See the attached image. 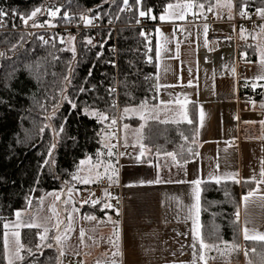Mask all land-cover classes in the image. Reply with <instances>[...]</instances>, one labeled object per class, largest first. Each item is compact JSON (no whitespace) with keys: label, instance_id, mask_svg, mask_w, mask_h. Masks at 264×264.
<instances>
[{"label":"trees","instance_id":"1","mask_svg":"<svg viewBox=\"0 0 264 264\" xmlns=\"http://www.w3.org/2000/svg\"><path fill=\"white\" fill-rule=\"evenodd\" d=\"M179 1H192L197 7L204 4V8L199 7L202 10L212 8L216 2L141 0L137 5L136 0H129V16L126 9L120 10L124 7L123 0H0V10L7 13L0 19L11 26L14 14L16 25H25L21 17L26 18L36 7H41L44 14L34 19L44 26L49 21L52 25L69 22L64 18L65 13L76 23L85 21L80 18L83 15L92 21L99 17L101 21L114 20L121 24L117 29V72L122 124L125 108L157 101L154 27L152 33L147 34L144 27L133 25L140 19L139 11L152 7L150 13L156 17L153 19L156 24L167 5ZM56 8L60 12L56 17H50L47 9ZM237 8L256 12L257 8H264V0H237ZM150 13L142 18L151 19ZM31 23L29 21V25ZM98 32L99 41L88 44L94 30H78L72 34L69 45L58 33L45 39L44 31H0V264H8L3 241L4 224L15 218L17 210L38 208L43 196L53 189L71 185L83 187L72 179L73 175L80 173L81 160L91 158L98 162L104 159L113 167L118 165L116 146L104 140V134L112 132L110 119L101 122L92 115L94 111L106 115L116 110L113 103L115 92L109 88L115 82L116 72L111 65L114 58L109 50L114 32L112 28L99 29ZM40 37L48 43L45 44ZM255 98L264 100V84L255 92ZM69 101L76 104L75 109ZM189 111L191 124L187 121L161 123L160 120H150L143 130L144 144L157 153H175L179 162L195 158L196 103L189 105ZM61 126L63 131L59 132ZM53 144L55 148H52ZM113 145V155L108 156L109 147ZM252 187V183L233 181L201 183V238L222 247H225L224 242L236 245L238 254L242 247L245 264H264V240H244L240 217L234 222L241 195ZM105 203L108 202L102 200L84 205L102 216ZM42 231L43 228L20 230L24 245L21 255L25 259L14 264H59L60 254L56 248L42 246L37 249V244L41 243L38 233ZM49 238L44 245L52 242ZM243 247L247 250L243 251ZM27 249L35 255H29Z\"/></svg>","mask_w":264,"mask_h":264},{"label":"crops","instance_id":"2","mask_svg":"<svg viewBox=\"0 0 264 264\" xmlns=\"http://www.w3.org/2000/svg\"><path fill=\"white\" fill-rule=\"evenodd\" d=\"M192 5L184 13V20L170 22L175 27L176 34L174 39L171 35L169 41L178 45L177 49L171 51L172 58L165 59L157 55L160 32H156V29L166 24L157 18L158 22L154 26L157 101L143 102L135 106L144 105L143 111L150 116L147 123L154 120L152 117H157L156 120L160 121L180 122L187 121L183 118L185 111L189 119V105L196 103L197 154L192 160L179 162L167 153L154 152L143 142V128L140 142L146 146V151L144 156H140L133 163L139 168L147 167L150 172L145 178L139 176L135 170L131 177L123 172L121 177L118 176L127 193L121 211L115 212L111 206L104 207L108 203L102 207L105 210L102 216L94 214L84 204L79 210L83 214L80 218L83 221L85 214L96 217L94 220L88 219L96 229L99 224L97 220L106 221L108 226H99L98 231L100 235H108L111 242L88 241L86 238L89 235L85 232L87 227L78 226L85 222L79 223L80 219L73 221L72 230L65 235L67 254L64 264H193V254L199 252V243L197 241L196 247H193V223L187 218L189 208L196 203L194 186L190 182L197 178L204 182L216 181V178H221L220 181H233L227 176L232 173L239 174L241 183L253 176L260 179L259 174L264 169V100H241L239 97L240 89L236 79V54L239 49L236 43H243L241 52L251 62V67L246 70V79L263 85L264 79L257 77L264 76V64L261 63L264 50L260 54V50L264 49V22L255 30L235 27L232 23H187L185 21L188 15L209 11L200 9L194 2ZM232 11L233 3L228 10L226 4L219 0L210 12L220 17L230 16ZM150 17L152 19L153 15ZM210 28L228 32L232 39L222 44L210 43L206 38ZM178 33L184 35L180 43L177 42ZM205 72L211 73V81L208 83L202 78ZM201 112L203 121L200 119ZM122 118L123 124L127 120L124 111ZM107 134L111 138L107 141L110 143L113 133ZM130 137L129 133H125V138H122L128 148L133 141ZM125 154L128 157L131 150L128 149ZM126 160L127 165H130L132 159ZM157 178L162 182L156 183ZM252 184L251 189H255L256 184ZM200 192L201 185L197 218L201 236ZM192 215L196 217L195 211ZM239 217L244 240H248L244 238L245 227L248 228L250 236L264 235V184L250 197L247 209L240 200ZM81 229L85 234L83 240L80 237ZM115 237L119 238V247L125 248V261H120V255L116 257L115 253L118 251L116 252ZM220 248L226 252L225 255L215 250L205 252L207 264H238L240 254L237 251L232 253L225 247ZM196 264H203V261L197 257Z\"/></svg>","mask_w":264,"mask_h":264},{"label":"rangeland","instance_id":"3","mask_svg":"<svg viewBox=\"0 0 264 264\" xmlns=\"http://www.w3.org/2000/svg\"><path fill=\"white\" fill-rule=\"evenodd\" d=\"M217 1V0H216ZM226 6L227 9L229 10V3L232 6V2L231 0H222ZM191 3L192 1H179V2H174L171 3L173 5L179 4L180 8H174V9H168V7H166V9L164 10L163 13H161L158 18L161 15H168L169 13H171L172 15L169 16L168 19L161 21L160 22H165L166 24L157 28L156 32H160L159 36H158V49H159V56L161 58H169V57H173V53L171 51L175 50V48H178V45H176V43H174L173 41H169L170 40V36L173 35V39L175 38V27L173 25H170L172 21L176 20V16L178 14L185 13L187 11V9L184 7V5ZM168 6V5H167ZM150 15H153V13H150ZM154 16V15H153ZM158 30V31H157ZM68 44L71 45V39L69 38L68 40ZM264 49L260 50V54L262 53ZM246 56V54H245ZM263 56V55H262ZM245 59V58H244ZM242 60L241 65L244 66L245 70L248 71L249 66L251 67V62L248 61V59L246 58L245 60ZM250 64V65H249ZM203 80L205 81V83H208L209 81H211V73L210 72H205L203 73L202 76ZM209 91V88H208ZM128 109H136V111H129L127 113H125V120L123 122V124L121 125V136L124 139L125 138V133H129L131 135L130 138L133 139V141L131 142V146L130 148H128L124 143H123V139H122V145H121V149H122V153L119 156L117 154V160H118V165L117 167H113V165H111V163L109 162H104V159H101L98 162H94L91 160L90 163L84 164L81 167L79 176L83 177H90L91 180L93 182L89 183L92 184L94 182L97 181L98 177L99 179L105 175H108L109 177H118L122 175V172L125 175L128 176H132V172L135 170L136 173L141 176L142 178H145L146 176L149 175V172L147 170V167L144 166H140L137 167L135 166L133 162L137 161V159H139L138 157H140V139L142 138V134L140 131L141 129V125H146L147 120L150 118V116L145 113L143 111V108H141L140 106H131L128 107ZM181 115V114H180ZM144 117V119H141V117ZM136 119V120H135ZM127 125L128 127L125 128L124 126ZM113 126V125H112ZM144 128V127H143ZM143 130V129H142ZM111 138L110 136H108L107 133L104 134V140L105 141H109ZM129 149V151L131 150V154L127 157V154H125V150ZM127 158L132 159L131 160V164L127 165ZM136 159V160H135ZM139 161V160H138ZM133 163V164H132ZM96 165H99V167H96ZM110 166V167H109ZM107 169V171H106ZM113 169H115V172H113ZM147 170V171H146ZM97 173H99V176L97 177ZM105 174V175H104ZM79 184L82 185V183L79 181ZM87 185L83 183V186ZM71 188L72 192L71 195L73 197L72 203L69 204H62L60 201H57L55 199L56 195H60L61 200H67L68 199V189ZM82 187L76 186V185H71V186H66L60 189H53L51 191H49L45 196H43V198L41 199V206L33 209V210H24L21 211L23 218L27 219L28 217H32L34 219V221L36 223H41V224H45L46 221V226L50 229L48 236L52 237L53 235H55L57 233V229L54 227V225H56V223L58 221H62L61 225H60V230H59V234L62 236V240L60 242H56L54 240H52L51 244L52 247L56 248L59 251L60 254V261L59 264H64V262H66V254H67V250H66V241H65V235L66 232L65 231L68 228L69 223H72L73 221H77L78 219H80L83 214H81L79 212L80 207L83 205L82 203H80L79 200V195H80V190ZM52 195H49V194ZM73 206H75V208L77 209V211H73ZM69 214H71L72 219L71 222H69L68 220V216ZM92 215H84V219L85 217H89ZM109 217V215H107ZM47 218V219H46ZM16 221V217L12 220H10L9 222H6L5 224H9V228L4 230V233L7 231L9 233V241H10V249L14 250V243L11 237V232L12 231H19L22 228L25 227H21L19 229L13 228L12 224ZM83 220H78L79 223H82ZM82 225H78L79 228L84 226L87 227L86 231L88 233V238H86L88 241L89 240H99L100 242L107 240L110 241L112 239L109 238L108 235H104L103 233L100 235V232L98 231L99 226L100 227H107V222L104 220H97L98 226L97 229L94 228V224H90L88 222V219H85ZM91 227V228H90ZM94 228V230H92ZM51 230L53 231V233H51ZM114 235H116L114 233ZM114 238V237H113ZM116 239V252L118 251V254L116 255V257H118L119 255L120 257V261H125L126 259V254H125V248H123V246L119 247V238L115 237ZM114 239V240H115ZM20 242H21V234H20ZM113 242V241H112ZM118 244V245H117ZM230 246H232V244H228ZM119 247V250L117 249ZM229 251H232V253L234 251H236L235 248L229 247L228 248ZM61 252H63V255H61ZM231 253V254H232ZM242 247H241V251H240V255L239 257H242ZM11 256V251H6V261L8 263V259ZM114 257V255H113ZM116 260H118L116 258ZM17 260H14V262Z\"/></svg>","mask_w":264,"mask_h":264},{"label":"built area","instance_id":"4","mask_svg":"<svg viewBox=\"0 0 264 264\" xmlns=\"http://www.w3.org/2000/svg\"><path fill=\"white\" fill-rule=\"evenodd\" d=\"M233 3V11L230 16L221 15L220 17H216L212 12L208 11L206 13H193L188 15L185 22L199 24L206 23L212 25L214 23H232L235 27H243L251 30H255L259 27L260 24L264 22V18H261L257 12L255 11H245L246 15L241 16L240 12L237 8V0H232ZM148 9L153 10L152 7ZM126 15L130 16V8L125 10ZM231 17V18H230ZM250 17V18H249ZM13 23L11 26L7 24V22L1 18L0 19V31H44V38L51 39L52 34L58 33L63 40H68L71 38L72 34H74L78 30L84 29H93L94 35L91 38L92 43H97L100 39L99 29L112 28L114 32V39L112 44L109 47L110 52L113 55L114 61L111 62V65L115 68V82L109 88L115 92L114 106L115 113L110 112L106 115L111 118H115L117 123L112 126V143L117 148V154L120 156L122 153L121 145H122V136H121V116H120V95H119V81H118V44H117V29L122 26L121 24H117L114 20H105L101 21L100 19H95L91 24L83 21L81 23H76L75 21L66 22L63 24L55 25V26H43V27H31L30 25H16V16L13 14L11 16ZM133 25L142 26L145 28V33L150 34L153 31V27L155 23L153 19L146 20L142 17L139 19V23H135ZM184 35L182 33H178L177 42L180 43L183 39ZM206 38L210 43L213 44H222L227 43L232 39V36L225 31H216L210 28L206 33ZM238 46V51L236 54V79L239 87V97L241 100H247L249 98H255V92L262 89L263 85L254 84L246 79V70L244 66L241 65L242 60L244 59V55L241 52V48L243 47V43H236ZM125 153H128V149L125 150ZM93 200V201H102L106 200L108 204L111 205L115 212H120L123 202L127 199V193L124 190V187L119 178L116 181H112L109 179L108 175H105L98 179L96 182L90 185H84L80 190L79 202L85 204V200ZM247 248L243 247V251H246ZM238 264H245L244 254L237 261Z\"/></svg>","mask_w":264,"mask_h":264},{"label":"snow or ice","instance_id":"5","mask_svg":"<svg viewBox=\"0 0 264 264\" xmlns=\"http://www.w3.org/2000/svg\"><path fill=\"white\" fill-rule=\"evenodd\" d=\"M140 3H141V0H136V4L137 5H139ZM217 3H219V0H217ZM123 5H124V7L120 9L121 11H124L125 9L130 7L129 6V0H123ZM228 6L231 7V4L229 3ZM167 7H168V9H174V8H180V5L179 4L173 5V4L170 3V4H168ZM184 7L186 9H191L193 7V5L191 3H188V4L184 5ZM198 7L204 8V4H199ZM208 10L209 11L212 10L211 6L209 7ZM59 12H60L59 8H56L55 10L47 9V14L50 17H53V18L56 17ZM150 12H151V9H148L147 11L141 10V11H139V16L140 17H145V16L149 15ZM256 12L261 18H264V8H257ZM42 14H44V10H42L41 7H36L31 12V14L29 16H27L26 18L25 17H21V19H22V21H23V23L25 25H29V21H32V23L30 25L31 27H43L44 26L43 24L37 23V21L34 19L38 15H42ZM6 15H7L6 12H4L3 10H0V17H4ZM171 15H172L171 13H169L168 15H161L159 17V19L161 21H164V20L168 19L169 16H171ZM240 15L241 16H245L246 12L241 10ZM64 18L66 20H68L69 22L71 20V18L68 17L66 13H65V17ZM80 18L82 20H85L86 23H88V24L92 23L91 19H88L87 17H85L83 15ZM155 18L156 17H154V16L152 17V19H155ZM97 19H99V17H97ZM176 19L184 20L185 19L184 13L181 12L180 14H178L176 16ZM47 23H48L49 26H55V25H52L50 21L47 22ZM137 23H139V20H137ZM206 29H207V26L205 25V30ZM141 35H144V33L142 32ZM40 39L43 40L45 44L48 43V41L44 40L43 37H40ZM72 39H74V37ZM87 43L91 44L92 40L89 39L87 41ZM71 50L73 52H75L74 48H72ZM0 55H2V53H0ZM157 55H159V52H157ZM261 63L264 64V56H262ZM233 71H235V69H233ZM257 79H264V76L257 77ZM81 91H84V89H81ZM110 91H112V90H110ZM69 103L71 104L72 108H74V109L76 108V104L74 102L69 101ZM161 103H164V102H161ZM177 103H179V99H177ZM143 107H144V105L142 104L141 108H143ZM84 111H85V114H88V110L87 109H85ZM129 111H136V109H128V108L124 109L125 113H127ZM92 115L95 116L101 122L107 121V120L110 119L109 116H107V115H105L103 113H100V112H95L94 111V112H92ZM152 118L156 119L157 117H152ZM183 118L185 120H187V122L189 124L192 123V121L190 119H188V115H187L186 111L183 113ZM141 119H144V117L142 116ZM200 119H201V121H203V113L202 112H201V115H200ZM160 122L161 123H168V121H160ZM116 123H117L116 119L115 118H111L110 124L111 125H115ZM124 127L127 128L128 126L125 125ZM143 127H144V125H141V129L138 130V131L141 132V134H142ZM41 131H44V129H41ZM62 131H63V127L61 126L59 132H62ZM59 132H55V134L59 135ZM184 139L187 140L188 138L184 137ZM106 147H107V145H106ZM113 147H115V146L113 145V146L109 147V150H108V153H107L108 156H112L113 155V152H112V148ZM52 148H55V144L52 145ZM140 148H141V151H140L139 155L142 157L145 154L146 146L141 143L140 144ZM189 151H191V149H189ZM167 155L171 156L173 158V160L176 159V154L175 153L169 152V153H167ZM49 156H51V150L49 151ZM90 162H91V158H88L87 160H81L80 161V165H84V164H87V163H90ZM47 163H48V161L46 160L45 164H47ZM96 167H99V165H96ZM106 171H107V169H106ZM113 172H115V169H113ZM259 175H260V179L259 180H257L255 176H253V177H251L249 179L243 180L244 184H249V183H255L256 184V188L255 189H250L247 193H243L241 195V201L243 202V204L245 206V209H247V203H248L250 197L255 195L256 191L259 190V186L261 184H264V169L261 170ZM98 176H99V173H97V177ZM227 176L230 177L233 180L234 183L240 184L242 182L241 178H239V174L238 173L227 174ZM72 179L80 181L81 183H84V184H89V183L93 182L90 177H83L82 178L79 175H73ZM109 179H111V177H109ZM220 179L221 178H216V183H220ZM155 182L156 183H161L162 181L159 178H157V180ZM203 182L204 181H202L199 178H197L196 180H193V181L190 182L194 186L193 195H194L196 203H194L189 208V216L187 218L191 219L192 223H193V227L191 229L192 235H193V241H194L193 247L194 248L196 247V242L197 241L199 243V252L198 253L194 252V254H193V264H196L197 257H198V259L200 261H203V264H207V259H206V256H205V252H211V251L215 250L217 252H220L221 255H225L226 254L225 251L221 250L220 245L218 243H213V244L207 243L203 238H201L200 233H199V226L197 224V218H198V212H199V191H200V185ZM71 192H72V189L69 188L68 189V199L67 200H61L60 195H56L55 199L57 201H60L62 204L72 203L73 197L71 195ZM49 195H52V194L50 193ZM28 203H29V205H31V200H29ZM84 203L85 204H89V203L96 204V203H98V201H93V200L88 199V200H85ZM110 206L111 205H108V204L104 205V207H110ZM239 208H240V206L237 205V210L235 212L236 220L234 222H238L239 221V214H240ZM72 210L73 211H77L75 206H73ZM193 211H195L196 217H194L192 215ZM15 217H16V221L12 224L13 228H16V229H19L21 227L37 228V229L43 228V231L38 233V238H39L41 243L37 244V246H36L37 249H40L42 246L52 247L51 243H49L47 245H44V242L48 241L50 239L49 236H48V233H49L50 229L46 226V221H45V224H41V223H36L32 217H28L27 219H24L23 215H22V212L19 211V210H17L15 212ZM67 218H68L69 222H71V219H72L71 214H69V216ZM85 219L94 220V219H96V217L89 216V217H85ZM248 222L249 221H246V223H248ZM61 223H62V221H58L56 223V225H54V227L57 229V233L55 235H53L51 237V239L56 241V242H60L62 240V236L59 234ZM4 228L8 229L9 228V224H4ZM71 230H72L71 229V223H69L68 228L65 231H71ZM248 231H249L248 228L245 227L244 228V238L245 239H260V240H264V235L250 236L248 234ZM84 235H85L84 231H83V229H81V233H80L81 240H83ZM11 237H12L13 243L15 245L14 250L10 249L9 233L7 231L4 233V237H3L4 248H5L6 251H9V250L11 251V256L8 259V264H14V260L23 261L25 259V257L23 255H21L22 250H24V245L20 242V233H19V231H12L11 232ZM224 244H225V249H228L229 247L238 248V246H236V245H232V246L228 245L227 242H224ZM27 251H28L29 255H35V253H33L31 249H27ZM115 254H118V253H115ZM245 254H247V253H245ZM61 255H63V252H61ZM211 258L214 259L215 257H211Z\"/></svg>","mask_w":264,"mask_h":264}]
</instances>
